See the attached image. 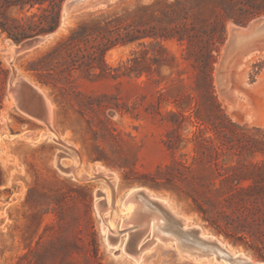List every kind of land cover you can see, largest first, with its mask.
Instances as JSON below:
<instances>
[{"label": "rangeland", "instance_id": "obj_1", "mask_svg": "<svg viewBox=\"0 0 264 264\" xmlns=\"http://www.w3.org/2000/svg\"><path fill=\"white\" fill-rule=\"evenodd\" d=\"M16 1L0 0V21L25 25L30 35L17 42L0 26V264H134L121 254L128 234L122 202L136 188L167 200L174 214L186 219L183 227L198 226L229 250L264 262V204H224L230 190L264 186V155L255 144L264 139V48L242 61L239 54L230 59L226 85L218 88L216 82L230 28L249 27L264 12L244 24L224 19L211 94L204 62L176 37L152 34L154 27L179 23L162 13L176 0H84L68 13L63 0L59 26L46 34L28 28L42 14L41 5ZM182 1L192 13L202 8L200 1ZM241 1L227 6L230 15L245 19L258 11ZM96 19L120 29L111 32L116 44L104 56L105 74L71 66L55 51L73 28ZM50 34L33 47L14 49ZM134 58L151 70L131 71L127 66ZM30 83L51 103L56 138L40 119L42 99ZM14 84L23 93L22 108L10 90ZM232 123L243 132L242 142H228L215 130L231 129ZM202 139L205 148L198 144ZM80 160L76 175L58 164ZM98 168L110 173L114 195L101 177L81 178V172ZM106 197L114 200L109 215L120 232L118 248L109 244L96 205ZM150 238L146 234L145 242ZM204 260L156 242L140 264H219Z\"/></svg>", "mask_w": 264, "mask_h": 264}, {"label": "trees", "instance_id": "obj_2", "mask_svg": "<svg viewBox=\"0 0 264 264\" xmlns=\"http://www.w3.org/2000/svg\"><path fill=\"white\" fill-rule=\"evenodd\" d=\"M63 0H18L16 4H29L34 6L35 4L41 5L42 14L38 20H33L28 28H32L35 34H46L54 32L60 23L61 3ZM186 1V0H185ZM202 2V8L196 12H191L190 9L184 7L182 0H176L172 4H166L162 9L164 17L174 22L179 20V23H175L171 27L158 26L154 27L157 30L154 31V36L160 38L176 37L179 41L186 45L188 53H191L196 61L202 60L205 68L203 69V80L207 84L208 92L212 94L211 82L212 71L217 59V53L219 52L220 45L224 42L225 35V18H232L235 22L244 24L251 17L264 12V0H242V4H248L253 8H257L258 11L251 16L241 19L234 15H230L227 6L232 9L233 0H197ZM174 6V8H173ZM182 6V7H181ZM244 7L238 6L239 10H243ZM35 16V15H34ZM211 16H214L213 21L210 20ZM2 31L12 37L15 41L19 42L24 38H27L30 33L27 32V26L22 24H16L9 26L6 21H0ZM119 27L111 26L108 20H92L88 22L80 23L77 27L73 28L70 33L58 40L55 51L64 53V56L71 66H77L79 68H100V74L107 73L108 65L105 62L106 52L116 44L112 39L111 32L119 31ZM146 35H141L145 37ZM162 52L166 53V49L161 45ZM159 57H154V61H157ZM130 60V59H129ZM134 65L127 66L131 71L140 70L138 73L148 72L151 70V65L145 62L141 64L137 58L133 59ZM141 66V67H140ZM209 85V87H208ZM233 128L216 127L215 130L224 138H227L228 142L235 143L242 142V131L236 130V125L231 124ZM198 144L201 147H207L205 140H199ZM255 144L259 146L257 149L264 155V139H256ZM252 175H244L241 178H250ZM254 178V177H253ZM226 194V193H225ZM247 196H254L253 200ZM264 186H251L246 190H240L234 192L230 190L227 192L224 200L226 205H232L233 203H246L251 202L257 204L262 202L264 204Z\"/></svg>", "mask_w": 264, "mask_h": 264}, {"label": "bare ground", "instance_id": "obj_3", "mask_svg": "<svg viewBox=\"0 0 264 264\" xmlns=\"http://www.w3.org/2000/svg\"><path fill=\"white\" fill-rule=\"evenodd\" d=\"M82 1L84 0H78L76 5ZM66 4L65 13H68L71 7H67ZM52 35L31 39L21 46L15 45L14 49L23 50L33 47L40 42L48 40ZM261 48H264V18L251 23L249 27H231L230 37L224 48L226 51L225 58L219 65L220 74L216 78L218 88L226 85L227 63L230 59H234L239 54V61H242L258 52ZM20 82H24V80ZM30 84L42 99L44 114L40 119L47 124L52 136L56 138L57 134L52 129L53 113L51 103L39 87L33 83ZM11 89L19 106L22 108L23 93L19 95L17 84L12 85ZM55 138L53 139L55 140ZM82 162L80 160L69 166H65L62 163L58 164L61 170L76 175L77 169ZM109 175L110 173H103L100 168L93 174L88 172L80 173L83 180L101 177L109 184L113 194L115 185L114 181L109 179ZM101 192L104 193L103 191ZM113 202L114 200H111L110 197H106L105 200L101 199L96 205L98 212L103 217L102 227L108 233L109 244L118 248L120 232L113 226V220L109 215ZM122 205L123 209L127 211V214L123 216L122 227L125 228L128 234H126V242L121 248V254L131 259L134 264H140L143 253L156 242L171 245L177 248L180 255L192 257L197 261L207 259V262L211 261L219 264H264V262L255 261L242 253L229 250L218 238L203 234L198 226L183 227L186 219L174 214L167 200L153 196L146 188H136L130 191ZM146 234H149L151 238L145 242L144 237Z\"/></svg>", "mask_w": 264, "mask_h": 264}, {"label": "water", "instance_id": "obj_4", "mask_svg": "<svg viewBox=\"0 0 264 264\" xmlns=\"http://www.w3.org/2000/svg\"><path fill=\"white\" fill-rule=\"evenodd\" d=\"M77 1H78V0H69V1L67 0V1H66L67 4H66V3H65V4H66L67 7H69V8L71 7V8H72L73 6L76 5V2H77ZM71 8H70V9H71ZM42 37H43V36H42ZM38 38H40V37H38ZM35 39H37V38H35ZM219 74H220V72H219V70H217V75H219Z\"/></svg>", "mask_w": 264, "mask_h": 264}]
</instances>
